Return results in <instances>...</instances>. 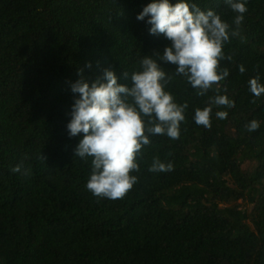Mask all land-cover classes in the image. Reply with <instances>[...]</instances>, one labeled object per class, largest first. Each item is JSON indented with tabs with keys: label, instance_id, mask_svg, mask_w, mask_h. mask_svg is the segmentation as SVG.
Wrapping results in <instances>:
<instances>
[{
	"label": "trees",
	"instance_id": "obj_1",
	"mask_svg": "<svg viewBox=\"0 0 264 264\" xmlns=\"http://www.w3.org/2000/svg\"><path fill=\"white\" fill-rule=\"evenodd\" d=\"M151 2L0 0V264H264V94L249 91L252 78L264 84V0H243L240 35L224 45L232 59L220 62L229 70L220 94L234 107L211 105L212 127L198 125L195 110L216 85L197 95L162 61L166 90L188 103L179 139L149 134L122 199L86 188L92 158L75 157L83 134L67 130L79 95L71 85L79 69L95 80L109 67L132 85L138 61L170 44L150 34L147 17L137 19ZM188 2L235 28L226 0ZM221 110L226 119L216 117ZM253 119L260 127L248 132ZM156 157L173 169L149 171ZM250 197L245 211L238 201Z\"/></svg>",
	"mask_w": 264,
	"mask_h": 264
},
{
	"label": "clouds",
	"instance_id": "obj_2",
	"mask_svg": "<svg viewBox=\"0 0 264 264\" xmlns=\"http://www.w3.org/2000/svg\"><path fill=\"white\" fill-rule=\"evenodd\" d=\"M237 15L230 25L212 9L202 10L188 0H152L138 14V20L151 25L152 35H163L170 44L162 53L155 51L138 61L140 70L131 73L132 85L118 83L112 68H105L95 80L84 75L71 85L73 93H78L67 123L70 137L83 134L74 152L75 157H91V174L86 188L94 196L122 199L137 182L133 172L139 170L137 156L143 146L151 143V135H167L176 140L180 136V125L185 120L188 103L179 104L170 91L166 90V72L161 62L176 66V74L183 75L197 95L203 96L216 85L214 97L204 108L195 110V122L205 128L212 127V107H234V102L226 94L221 95L220 82L229 75V70H221L220 62L225 56L224 45L231 37L240 35V26L247 7L243 0H226ZM86 67L91 68V62ZM243 73L245 68L240 66ZM125 77L129 76L126 71ZM249 91L260 97L264 94V84L257 78L249 80ZM227 92V89H224ZM255 103V100L252 101ZM218 119H226L227 111H217ZM260 124L253 119L245 125L248 132L258 130ZM42 159L46 157L42 155ZM23 164L11 169L21 171ZM173 169L171 162L164 163L154 158L149 171L167 172ZM30 170H26L25 174Z\"/></svg>",
	"mask_w": 264,
	"mask_h": 264
},
{
	"label": "rangeland",
	"instance_id": "obj_3",
	"mask_svg": "<svg viewBox=\"0 0 264 264\" xmlns=\"http://www.w3.org/2000/svg\"><path fill=\"white\" fill-rule=\"evenodd\" d=\"M257 164H258V161L254 159H244L243 160V167L249 171H253L256 168ZM238 202H240V204L245 209V211L251 210L254 205V197H250L249 200L248 199L243 200V201L239 200Z\"/></svg>",
	"mask_w": 264,
	"mask_h": 264
}]
</instances>
